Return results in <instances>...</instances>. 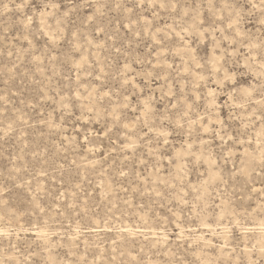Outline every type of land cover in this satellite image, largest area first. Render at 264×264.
<instances>
[{
  "label": "rangeland",
  "instance_id": "374dc122",
  "mask_svg": "<svg viewBox=\"0 0 264 264\" xmlns=\"http://www.w3.org/2000/svg\"><path fill=\"white\" fill-rule=\"evenodd\" d=\"M0 264H264V0H0Z\"/></svg>",
  "mask_w": 264,
  "mask_h": 264
}]
</instances>
